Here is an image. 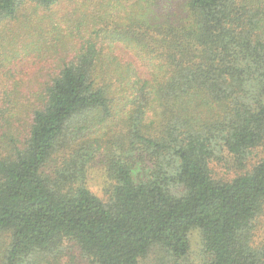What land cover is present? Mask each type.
<instances>
[{"label":"trees","instance_id":"trees-1","mask_svg":"<svg viewBox=\"0 0 264 264\" xmlns=\"http://www.w3.org/2000/svg\"><path fill=\"white\" fill-rule=\"evenodd\" d=\"M263 215L264 0H0L1 264H184L193 229L264 264Z\"/></svg>","mask_w":264,"mask_h":264},{"label":"rangeland","instance_id":"rangeland-1","mask_svg":"<svg viewBox=\"0 0 264 264\" xmlns=\"http://www.w3.org/2000/svg\"><path fill=\"white\" fill-rule=\"evenodd\" d=\"M62 9L63 10H59L60 14L69 13L73 10V6L64 5ZM234 161L235 160L230 156V157H227V159H225L224 161L221 160V161L214 162L212 167L215 170V172L218 173V176L223 177V178L224 177L232 178L243 172L241 169H239L234 164ZM96 177L98 178V176ZM96 185L98 186L99 184L96 183ZM94 189L100 195H102L101 189L97 187H94ZM258 223L259 225L256 231L257 232L256 238L258 241H262L264 239V215L259 218ZM190 242H191V253H190L189 258L184 262V264H205V261H206L205 258L207 254H206V250L204 247L203 238L199 230L193 229L190 232ZM72 251H70L69 253L71 254ZM158 257L159 256L157 255L156 259ZM76 261H81V260L77 259Z\"/></svg>","mask_w":264,"mask_h":264}]
</instances>
